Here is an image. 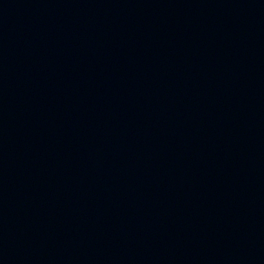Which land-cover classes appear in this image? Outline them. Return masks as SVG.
I'll use <instances>...</instances> for the list:
<instances>
[{
	"label": "water",
	"instance_id": "1",
	"mask_svg": "<svg viewBox=\"0 0 264 264\" xmlns=\"http://www.w3.org/2000/svg\"><path fill=\"white\" fill-rule=\"evenodd\" d=\"M0 264H264V0H0Z\"/></svg>",
	"mask_w": 264,
	"mask_h": 264
}]
</instances>
